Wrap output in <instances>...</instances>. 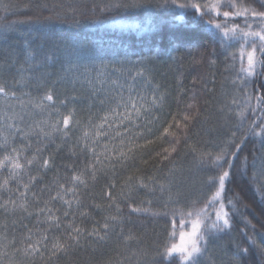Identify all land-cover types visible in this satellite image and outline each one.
<instances>
[{"label": "snow or ice", "instance_id": "snow-or-ice-1", "mask_svg": "<svg viewBox=\"0 0 264 264\" xmlns=\"http://www.w3.org/2000/svg\"><path fill=\"white\" fill-rule=\"evenodd\" d=\"M21 7L36 14L10 19ZM0 13L4 39L20 25L50 26L69 16L79 27L84 14L75 0L23 6L0 0ZM92 14V24L120 28H141L118 17L144 14L148 31L190 17L208 39L203 51L190 50L192 59L223 69L215 100L223 137L209 127L211 139H194L209 101L201 103L196 91L189 96L179 80L173 108L150 58L120 59L121 53L64 36L50 53L28 42L22 51L0 49V264H60L113 238L127 253L117 248L119 258L103 264H214L212 246L237 230L243 242L229 239L223 258L254 264V252L264 264V229L248 218L256 213L240 184L253 186L264 205V0H104L92 5ZM56 64V83L88 89L85 121L72 106L77 97L56 96L50 74H35ZM200 83L217 92L215 74ZM64 151L71 164L57 163ZM182 154L190 157L187 169L177 167ZM145 156L158 158L162 175L137 174ZM49 172L56 174L51 181ZM201 173L193 194L191 178ZM141 192L151 198L140 199ZM134 215L162 222L148 247L130 227Z\"/></svg>", "mask_w": 264, "mask_h": 264}, {"label": "trees", "instance_id": "trees-1", "mask_svg": "<svg viewBox=\"0 0 264 264\" xmlns=\"http://www.w3.org/2000/svg\"><path fill=\"white\" fill-rule=\"evenodd\" d=\"M21 6L28 4L32 5L41 0H13ZM45 2L57 3L59 0H45ZM78 4V12L84 14L79 16L81 24L79 27L73 24L71 16H69L64 22H58L53 25H20L19 29L13 31L7 35V39H4L3 35H0V49H15L22 51L26 47V42L30 43L33 48L41 46L39 50L50 53L53 50V41L59 37H70L72 39L79 40L85 46L94 44L100 49H103L106 53H121L118 58L123 59L125 56L128 59L136 60L139 58L151 59L153 61L154 74L157 81L163 85L170 93L169 104H172L173 108L175 104L173 99L177 96V90L179 88L178 81H183V87L189 89L188 95L192 94V91H196L200 97L201 103L208 100L209 103L206 106L207 111L202 108V123L197 129L194 139L207 141L211 137L207 134L209 127H214L220 130L221 138L223 137V129H220L217 123L216 97L219 96V84L222 80L221 73L223 71L222 66L217 62L214 68H210L207 65L201 66L197 64L190 54V50L199 49L203 51V45L208 43V39L205 33L199 28L192 26L191 18L186 16L183 22L172 20V23L162 24L159 28L152 31L145 30L143 23L147 21L148 17L144 14H138L137 16L130 17H118L122 23L126 25L141 24V28H120L118 26H112L111 21H107L103 24H92L90 21L94 18L92 14V5L100 4L104 0H75ZM96 13L99 14V9H96ZM36 14L34 8L24 10L23 7L13 10L9 13L10 19H26L28 16ZM50 13L45 11L43 15L47 16ZM179 13L177 12L176 15ZM3 15V13H0ZM168 19H172L169 17ZM162 54V55H161ZM112 58V57H108ZM22 59V58H21ZM59 64L55 66L46 67L43 69H37L36 75L42 73L50 74L48 76V87H52L56 96L64 97H77L80 101L72 105L75 107L77 117L81 121H85L88 116L89 108V91L87 88L77 87L75 90L66 84L56 83L59 77ZM15 69H13L9 75H14ZM210 74H215L217 92L215 94L206 92L202 89L201 80L207 79ZM115 78V77H114ZM193 79L197 81L195 87L192 84ZM213 85L209 84L208 88H212ZM127 94V93H125ZM95 109H93L94 111ZM252 144L248 145L251 149ZM148 160L147 164L139 165L140 175H150L154 172L157 175L162 173L156 167L158 165V158L154 156H145ZM190 157L183 156L178 161L177 167L181 166L187 169L189 166ZM72 159L69 154L64 151L57 157L58 164H71ZM171 165L165 162L163 165L164 172H167ZM63 171V169H61ZM55 172H49L45 177V180L51 181L55 176ZM204 174L201 173L198 176L191 178V185L189 190L195 194L196 188L199 187V183L204 180ZM244 188L245 202L248 203L255 211V215L248 214V218L257 229H264V205H261L257 199L256 193L253 191V186H250L246 181L240 182ZM99 187V186H98ZM97 187V190H98ZM235 187V185H234ZM239 191V188H237ZM151 197H145L141 192L140 199H148ZM147 206V205H145ZM133 224L130 226L137 234H142L144 247H148L153 243L155 233L162 231V222H156L145 216H133ZM179 227V225H177ZM243 225H238L237 228H242ZM229 239L235 242H243V238L237 230L231 238L225 237L219 240L212 246L210 256L214 261V264H228L224 257V247L229 243ZM259 239V237H258ZM246 247L247 244L245 243ZM98 249L93 251V249ZM127 253L123 244L113 238L107 245L98 246L93 244L86 250H78L72 254L70 258H62L60 264H103L105 260L118 259L116 250ZM252 261L254 264H259V260L256 253H252Z\"/></svg>", "mask_w": 264, "mask_h": 264}]
</instances>
